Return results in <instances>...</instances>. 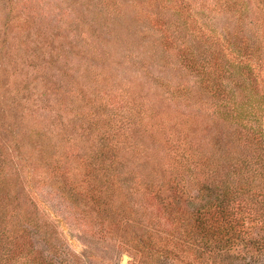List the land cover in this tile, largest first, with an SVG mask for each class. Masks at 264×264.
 I'll use <instances>...</instances> for the list:
<instances>
[{
  "label": "rangeland",
  "instance_id": "rangeland-1",
  "mask_svg": "<svg viewBox=\"0 0 264 264\" xmlns=\"http://www.w3.org/2000/svg\"><path fill=\"white\" fill-rule=\"evenodd\" d=\"M240 126L264 129V0H0V257L23 209L12 264H264V154L234 247L183 233Z\"/></svg>",
  "mask_w": 264,
  "mask_h": 264
},
{
  "label": "trees",
  "instance_id": "trees-1",
  "mask_svg": "<svg viewBox=\"0 0 264 264\" xmlns=\"http://www.w3.org/2000/svg\"><path fill=\"white\" fill-rule=\"evenodd\" d=\"M192 60L193 58H190V64L192 63ZM241 130L237 132V144L242 147L243 145L250 146L244 148L245 151H247L244 154L246 159L240 162L237 161L231 163L230 171L226 174V182L222 183L225 186L223 188L219 187L222 193L219 194L217 198L204 204L200 209H198V211L194 214L192 222H190L189 226L183 231V233L186 232L189 239H192L195 242L193 247H196L198 243L200 244L199 248L201 249V252L202 250L206 251V247H209L211 244L210 249L214 247L217 250L234 247L240 241L238 236H240L243 229H246V226L249 223L247 221H251L254 214H259L257 211V213L251 212V209L249 208L250 205L252 206L258 201L257 194L252 192L249 182L240 181L239 186H237L233 180L238 179V176H240L239 174H241L239 171L250 168V161L252 158L257 155L263 156L264 129L259 128L254 132V136L250 139L253 144H251L250 140H244L247 138L249 128H241ZM231 167H235V171H233ZM18 193L19 191L16 192V190H14L13 198L16 197ZM236 201L239 202V206H242L241 214L238 208H235L233 205ZM242 201L245 202L243 203ZM25 213L26 212L23 209L20 210L19 214H21V219L18 221L19 223H17L16 226L18 229H16L17 233H15L16 235L13 238L15 240L14 246L9 249L10 254L7 253L8 255H5V259H3L2 256L0 257V264H4L3 261H5V264H12L17 257L22 256V252L25 247L23 236L24 233L27 234L29 232L27 229H24L23 226L24 223L28 222L24 221ZM30 224L32 225V223ZM34 227L40 230V225L38 223H36ZM16 230H13L9 236L14 235V231ZM9 236L7 238H9ZM3 240L4 237H0V252H3L7 246V239L4 245H2ZM187 248L191 247L188 245ZM71 256L72 255H69V257ZM69 257L61 259L60 263L51 259L47 262V264H82L83 262L80 257ZM197 261L200 262L199 259H197ZM187 264H196V262L195 260H191L187 261Z\"/></svg>",
  "mask_w": 264,
  "mask_h": 264
},
{
  "label": "water",
  "instance_id": "water-1",
  "mask_svg": "<svg viewBox=\"0 0 264 264\" xmlns=\"http://www.w3.org/2000/svg\"><path fill=\"white\" fill-rule=\"evenodd\" d=\"M125 260H126V257H125Z\"/></svg>",
  "mask_w": 264,
  "mask_h": 264
}]
</instances>
